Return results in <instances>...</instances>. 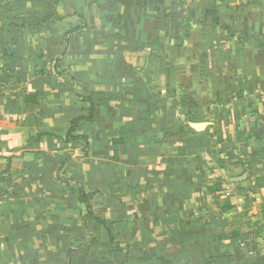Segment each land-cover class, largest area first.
Segmentation results:
<instances>
[{
	"label": "crops",
	"instance_id": "obj_1",
	"mask_svg": "<svg viewBox=\"0 0 264 264\" xmlns=\"http://www.w3.org/2000/svg\"><path fill=\"white\" fill-rule=\"evenodd\" d=\"M79 19L86 28L66 34ZM75 93L95 106L76 131L86 156L66 138L88 109ZM59 167L80 182L86 173L103 195L96 215L126 240L109 244L90 221L101 237L82 247L90 236L75 195L53 181ZM125 171L116 204L110 183ZM235 171L260 176L249 180L253 214L249 174ZM262 202L264 0H0V264H63L68 249L71 264H264Z\"/></svg>",
	"mask_w": 264,
	"mask_h": 264
},
{
	"label": "trees",
	"instance_id": "obj_2",
	"mask_svg": "<svg viewBox=\"0 0 264 264\" xmlns=\"http://www.w3.org/2000/svg\"><path fill=\"white\" fill-rule=\"evenodd\" d=\"M207 12L210 13L211 15H213V13H216L215 10L214 11L207 10ZM54 17L57 19V16H54ZM214 19H215V23L217 25H219L222 30L230 31V29L228 27L224 26L223 23L219 22L217 17H215ZM85 28H86V23L81 21V19H79V24L76 27L69 30V32L66 34H69L73 31L82 30ZM75 97H76L77 101L87 104L88 109L86 110V114L83 115L82 117L72 118L69 121V128L66 132V138L68 141L79 142L82 146V151L84 153V156H86L88 153V148H89L88 136L84 135V134H77L76 131L78 128V124L81 121H85L87 123H91L93 121L95 106H94V102H92L91 98L84 97L82 95L79 96L78 93L77 94L75 93ZM127 134L131 137L132 132H128ZM126 140H127V138H126ZM118 142L121 143V142H123V140H121V139L120 140H111L110 143L115 145ZM62 165H63V162L60 164V167ZM60 167H59V169L56 170L57 174L55 177H53V181L55 183L61 185L63 188L69 189V191H72V194L75 195V200L77 201V203L79 204V206L81 208V210H80L81 211V224L83 226L84 231L90 236L89 242L85 246H82V247H88V246H91V245L97 243L99 238L101 237L100 235H96L95 233H93L92 231H90L87 228V223L90 221H92L95 224H97L98 226H100L102 228L105 236L107 237L109 244H113V240H114L115 236L118 235V234L115 235L113 233V229L111 227L114 224V222L113 221L111 222L109 219L103 220V219H101V217L96 215L95 210H94V206L92 204L93 198L96 195L99 196L100 198H102V193L99 190L91 191L88 189V187L85 184H83L79 180H77L73 177L65 176V172H61ZM129 175H130V172L125 171V172H119V176H113V179L110 183L109 196L114 200V202L116 204H120L121 198L125 197L126 181L129 178ZM55 202H56L55 200H49V202H47L45 204L49 208L51 206V204H55ZM39 203H41V202L39 200H36L35 203L32 204V206H37V204L39 205ZM45 204H44V206L47 207ZM259 209H260L261 218L264 220V202H262L260 204ZM52 218L56 222L57 219L55 220L54 217H52ZM73 251L74 250H70V249H68L66 251L63 264H71V258L70 257H71V253Z\"/></svg>",
	"mask_w": 264,
	"mask_h": 264
},
{
	"label": "rangeland",
	"instance_id": "obj_3",
	"mask_svg": "<svg viewBox=\"0 0 264 264\" xmlns=\"http://www.w3.org/2000/svg\"><path fill=\"white\" fill-rule=\"evenodd\" d=\"M187 1H190V0H187ZM156 49H157V47H156ZM155 49V50H156ZM165 49H166V47H165ZM158 62V67H157V69H156V75H157V78L155 79V78H152V81L154 82V85H155V87L157 88V90L158 91H160L161 93H162V95H161V93H160V96L161 97H163L164 98V92H163V89L165 88L164 87V83H162L161 82V80H160V78L162 77V74H163V69H162V63H160L159 61H157ZM136 63V62H135ZM146 65H147V62L145 61V60H143V61H141L140 63H136V65H135V67H136V69H139L138 71H140V70H142V69H144V67H146ZM157 91V92H158ZM159 106H160V104H159ZM160 108V111L162 110V112H166V110L163 108V105H161V107H159ZM176 113H177V115H176V119H181V120H183L184 118L186 119V120H189V118L191 117V115L193 114L192 112H189L188 110H185V109H183V110H181V108H179V107H177L176 106ZM162 112H160V113H162ZM184 117V118H183ZM174 122H176V121H174ZM166 134H164L162 137L163 138H161L162 140H164V139H166L167 137L165 136ZM152 138V137H151ZM153 138H156V137H153ZM169 139V138H168ZM172 140L174 139L175 141H176V145L175 146H177V147H175V148H177V149H179V150H181V148H183V147H181V143L183 142V141H179V138L178 137H173V138H171ZM151 140V139H150ZM158 140V139H157ZM166 145V146H165ZM167 147H169L168 146V144H164V143H162V145H161V150H162V153H163V156H172V154H171V150H172V147H169L170 148V150L169 149H167ZM179 150H177V151H179ZM170 152V153H169ZM81 163H83V167H84V169H87V166H88V164H87V162H86V160H82L81 161ZM139 168V167H138ZM73 173H76V169H77V167L75 168V167H73ZM83 169V170H84ZM85 171V170H84ZM86 172V171H85ZM236 173V175H235V177H236V179L237 178H240L241 176H242V174H244L245 172H242V171H235ZM134 173H136V174H139L140 173V171L139 172H134ZM247 174H249V177H246L245 179H243L241 182H242V184H243V186L245 187L246 186V190H245V192H247L246 194H245V196H246V199H247V201H248V204L246 205V206H244L243 207V209H245V207H248L249 209H248V211L250 212V214H253L255 211H257V206H258V203H259V194H257V193H255L254 194V192L256 191V189H254V186H252L251 184H249V180L250 179H253V178H257V177H260L259 175H254V174H250V173H248V172H246ZM245 173V174H246ZM244 174V175H245ZM79 177H80V180H81V182L83 183V184H85L86 182H87V177H86V173H82V171H80L79 172ZM114 176H116V175H114ZM117 176H119V172H118V175ZM248 184V185H247ZM241 185V184H240ZM144 186V185H143ZM148 186H149V184H147V186L145 187L146 189L148 188ZM128 186H126V188H125V191L128 189L127 188ZM131 187V186H130ZM139 187V186H138ZM143 187V188H144ZM243 187V188H244ZM253 187V188H252ZM132 189V188H131ZM133 190H130V192H132ZM45 193V192H44ZM44 195V194H43ZM68 195H71L70 193H68ZM255 195V196H254ZM248 196V197H247ZM250 196H254V198H255V201H253L252 203L251 202H249V200H248V198L250 197ZM102 197H103V195H102ZM102 199L99 197V196H95L94 198H93V201H92V204L94 205V210H97L98 208H102L103 207V202L102 203H100V201H101ZM128 201V200H127ZM246 201V200H245ZM99 203V204H98ZM47 206V205H46ZM47 208V211L48 212H51V210H53L54 208H55V205L53 206V205H51L49 208H48V206L46 207ZM247 209V208H246ZM245 211V210H244ZM130 212V211H129ZM133 211H131L130 213H132ZM247 212V211H246ZM103 220H108L107 219V216L106 217H103ZM259 223H261V221H258ZM262 225V227H264V223H261ZM97 232H98V230H96ZM124 235V234H123ZM123 235H121L122 236V238H121V236L120 235H117V236H115V238H114V240H113V244H119L120 242H122V241H124V240H126L127 239V237L125 236V237H123ZM10 239V236L9 237H4V238H2V242L3 243H5V244H2L3 246H5V247H8V245L10 244V243H7L6 241V239ZM19 238H21L20 236H19ZM128 239H130L129 237H128ZM22 240V239H21ZM8 244V245H7ZM21 245V243H16V247H18V246H20ZM26 258H30V256H28V257H26ZM34 261H37V262H39V263H41V260H34ZM41 264H49V262L48 263H44V262H42ZM50 264H53V263H50Z\"/></svg>",
	"mask_w": 264,
	"mask_h": 264
},
{
	"label": "water",
	"instance_id": "obj_4",
	"mask_svg": "<svg viewBox=\"0 0 264 264\" xmlns=\"http://www.w3.org/2000/svg\"><path fill=\"white\" fill-rule=\"evenodd\" d=\"M202 126H203V125H195V127H193V129H194L195 131H199V130H201Z\"/></svg>",
	"mask_w": 264,
	"mask_h": 264
}]
</instances>
